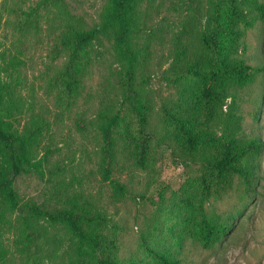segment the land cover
<instances>
[{
  "label": "rangeland",
  "instance_id": "374dc122",
  "mask_svg": "<svg viewBox=\"0 0 264 264\" xmlns=\"http://www.w3.org/2000/svg\"><path fill=\"white\" fill-rule=\"evenodd\" d=\"M107 3L0 0V59L23 61L22 120H40V154L53 151L44 175L33 171L16 178L21 202L53 210L67 196H85L109 217L108 231L123 264H159L158 252L181 264H264V148L256 155L260 170L253 183L234 175L214 197L203 185L204 179L212 191L214 174L191 157L186 143L188 130L198 128L224 138L232 112L241 124L238 136L264 140V0L140 3L134 41L144 62L137 74L146 106L143 129L123 104L121 63L108 37L78 56L77 91L70 94L65 87L71 48L63 39L99 23ZM203 37L232 40L222 51L255 72L251 82L230 87L221 101L205 92L215 84L211 68L218 64ZM116 111L122 121L105 141L97 115ZM107 157L112 178L127 189L120 198L100 174ZM201 209L225 229L209 248L195 235ZM22 216L30 218L24 209L13 211L0 227L4 264H75V242L62 224L30 218L26 228Z\"/></svg>",
  "mask_w": 264,
  "mask_h": 264
},
{
  "label": "trees",
  "instance_id": "16d2710c",
  "mask_svg": "<svg viewBox=\"0 0 264 264\" xmlns=\"http://www.w3.org/2000/svg\"><path fill=\"white\" fill-rule=\"evenodd\" d=\"M142 1L108 0L99 23L83 31L69 33L62 42L63 46L71 48V70L66 75L65 87L72 94L81 83L78 56L102 36L111 40L121 63L125 87L122 101L136 117L140 129L146 124V106L144 93L137 83V74L142 71L144 62L134 36L138 26V7ZM234 2L231 0L232 4ZM247 23L250 25L252 22L248 20ZM221 26L225 29L227 24L221 22ZM202 42L213 48L217 56L218 67L211 68L215 84L205 89L214 100L226 99L230 87L243 86L254 79L255 72L251 66L241 60H233L229 53L222 51L225 44L231 46L232 40L203 37ZM22 64L23 61L16 56L0 59V227L9 222L13 211L24 209L31 219L44 218L51 223L62 224L67 229L75 242V264H123L115 254L116 238L108 231L109 217L85 196H67L64 204L53 210L34 202H21L15 189L16 178L33 171L44 175L53 152L46 148L40 154L43 123L34 118L22 120L25 113L19 74ZM97 116L99 132L105 141H111L115 127L122 121L120 112H101ZM240 125L239 117L232 112L224 125V138L211 129L202 131L198 128L197 133H190L186 129L189 154L215 176V188L212 191L203 179L205 190L210 196H220L234 175L240 176L248 184L258 177L260 165L256 155L264 148V140L238 136L236 130ZM108 153L112 155V150L109 149ZM111 158L101 161L100 174L111 185L114 196L120 198L127 189L112 178ZM197 216L196 238L204 248H209L220 240L225 229L202 209ZM30 218L23 217L26 228H31L33 221ZM155 256L159 264H181L167 252H158ZM5 258V251L0 249V264H4Z\"/></svg>",
  "mask_w": 264,
  "mask_h": 264
}]
</instances>
